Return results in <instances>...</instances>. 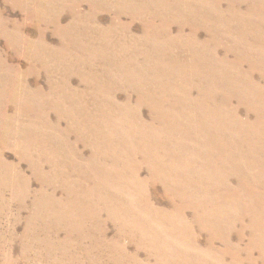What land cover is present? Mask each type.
I'll return each mask as SVG.
<instances>
[{
  "label": "rangeland",
  "instance_id": "1",
  "mask_svg": "<svg viewBox=\"0 0 264 264\" xmlns=\"http://www.w3.org/2000/svg\"><path fill=\"white\" fill-rule=\"evenodd\" d=\"M165 1L0 0V264H264V0Z\"/></svg>",
  "mask_w": 264,
  "mask_h": 264
},
{
  "label": "bare ground",
  "instance_id": "2",
  "mask_svg": "<svg viewBox=\"0 0 264 264\" xmlns=\"http://www.w3.org/2000/svg\"><path fill=\"white\" fill-rule=\"evenodd\" d=\"M165 2H167L168 4H169V2L170 1H168V0H166ZM151 6V3L149 4V7ZM153 7H154V9L155 10H158L159 8H164L165 7V3H159L158 2V6H156L155 5V3L152 5ZM151 8V7H150ZM153 8H152V10H154ZM189 10H191V9H189ZM160 11V10H159ZM158 11V12H159ZM252 13V12H251ZM250 14V13H249ZM191 20V19H190ZM197 21V20H196ZM208 25V24H207ZM246 27V26H245ZM239 28V27H238ZM259 28H261L260 26H259ZM245 29V28H244ZM246 30V29H245ZM248 31V30H247ZM261 31V30H260ZM258 32V31H257ZM254 34V33H253ZM255 36V35H254ZM248 37V36H247ZM250 40V39H249ZM193 43V42H192ZM263 46H264V40H263ZM263 46H261L260 48H263ZM252 47H254V46H252ZM251 47V48H252ZM158 49V48H157ZM242 50V49H241ZM253 50V49H252ZM256 50V49H255ZM251 51V53L250 54H253V55H255L257 58L255 59V60H257V59H260V58H262V60L264 61V53L263 52H260V51H258L259 49H257V51ZM170 54V53H169ZM211 55V54H210ZM259 57V58H258ZM160 58V57H159ZM169 59V58H168ZM165 60V59H164ZM221 59H218V56L217 55H215V54H212V56H210L209 58H207L205 61H208V62H211L210 63V71H211V78L209 79V84H205L206 86H205V88H207V91L206 92H203V94H204V96H208L211 100H212V102H214L215 103V92H218V91H222L221 89H217V88H215L214 89V83H218V82H223V83H226V82H228L229 80H230V76H229V74L227 75V76H225V74L223 73V71H222V68H223V66H220V65H216V64H218V62L220 61ZM224 60V59H223ZM168 60H166L165 62H167ZM242 61V60H241ZM246 61H248L247 62V64H249V65H251L250 64V61L248 60V59H246ZM261 61V60H260ZM158 63H161V62H158ZM157 63V64H158ZM264 62H259L258 64H257V66H262V64H263ZM147 65V64H146ZM166 65V64H165ZM168 65H170V64H168ZM156 66V65H155ZM147 67V66H146ZM149 67V66H148ZM151 67V66H150ZM127 68H128V72L129 73H131L132 75H133V73L135 72L134 70V72L132 73L131 71H132V69H131V67L130 66H127ZM153 68V67H152ZM168 68V67H167ZM145 69V68H144ZM136 70H138V69H136ZM146 70V69H145ZM144 70V71H145ZM164 70V69H163ZM194 70V69H193ZM162 71V70H161ZM170 71V70H169ZM141 72H143L142 70H141ZM137 73H138V71H137ZM152 73V72H151ZM237 73H239V74H241L240 72H235V75H234V78H235V80L240 84V86L241 87H243L244 88V86L242 85L243 83H241L240 82V79H239V76H238V74ZM140 74V73H139ZM148 74H149V72H148ZM130 75V74H129ZM138 74H136V75H134V76H137ZM141 75H142V73H141ZM144 75V74H143ZM149 75H151V74H149ZM156 75V74H155ZM131 76V75H130ZM171 76H173V74L171 75ZM143 77V76H142ZM141 77V78H142ZM144 77H145V75H144ZM148 77V76H147ZM151 77H152V75H151ZM154 77V76H153ZM152 77V78H153ZM227 77V78H226ZM129 78V77H128ZM171 79V78H170ZM125 80V79H124ZM140 79L138 78V81H139ZM135 82H136V80H134ZM141 81H143V80H141ZM140 81V82H141ZM150 81H152V80H150ZM154 81V80H153ZM147 82V81H146ZM152 83H154V82H152ZM236 83V82H235ZM264 83V82H263ZM150 84V83H149ZM171 84V83H170ZM151 86V85H150ZM149 86V87H150ZM259 87H264V85H258V84H253L252 85V90H254V91H257V88H259ZM154 88V87H153ZM227 90H229L230 92H232V89L230 88V87H228V88H226ZM237 91V90H236ZM233 93V92H232ZM254 94V93H253ZM245 97V96H244ZM251 98V100L254 102V101H257V102H262V99L258 96V95H256V94H254V97H250ZM217 105H219V104H217ZM214 106H215V104H214ZM216 107V106H215ZM219 107L220 108H218L215 112H214V119H215V121H221L222 120V117L221 116H219V110H221V106L219 105ZM194 114V113H193ZM244 115L245 116H248V115H250V113H244ZM255 115V114H254ZM255 116H257V115H255ZM254 116V120H249L247 123H244V125H246V126H249V125H251V124H254L258 119L256 118ZM236 120L238 121V119L236 118ZM263 120V119H262ZM242 124V123H241ZM207 129V128H206ZM224 136V135H223ZM255 142V141H254ZM203 147H205V146H203ZM257 153V152H256ZM142 156V158L143 159H145L146 157L148 158V153H147V148H145L144 149V153L141 155ZM141 158V159H142ZM146 158V159H147ZM152 158V157H151ZM150 158V159H151ZM207 166V165H206ZM153 174V172L150 170V174ZM183 173H186V175L188 174V176H191V177H187V176H184V177H180L179 175L180 174H176V175H174V178L178 181V182H180L181 184L182 183H184L185 184V186H186V189H192V187H193V189L195 188V187H197V188H200L201 189V187H203V186H201V185H195L194 183L196 182H194L193 181V177H195L197 180H198V183H202L203 182V177H206L204 174H203V172L201 171V168L200 167H198L197 168V171L196 172H194L193 170H183ZM194 175V176H193ZM193 176V177H192ZM177 183V182H176ZM180 183H178V184H180ZM196 197V195H194V198ZM193 200V202L192 203H194V199H192ZM253 229V228H252ZM250 236L253 238V235H251L250 234Z\"/></svg>",
  "mask_w": 264,
  "mask_h": 264
}]
</instances>
